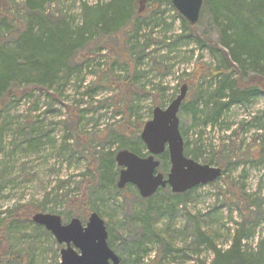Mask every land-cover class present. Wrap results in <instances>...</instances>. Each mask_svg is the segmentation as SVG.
Listing matches in <instances>:
<instances>
[{
    "label": "rangeland",
    "instance_id": "obj_1",
    "mask_svg": "<svg viewBox=\"0 0 264 264\" xmlns=\"http://www.w3.org/2000/svg\"><path fill=\"white\" fill-rule=\"evenodd\" d=\"M107 1L56 0L43 4L41 8L44 16L51 15L58 22L62 20L64 26L78 28L83 24V3L94 6ZM214 3L224 12L226 0H214ZM0 5L4 8V24L8 29L6 31L4 24L0 25V48L21 61L26 53L20 36L30 23H36L33 33L39 34V22L29 19L26 0H0ZM170 6L161 4L153 16L152 21L158 22V26L152 27L149 19L141 18L136 37L133 32L128 34L129 42L132 45L135 42L139 51L143 49L138 57V50L136 55L131 54V66L120 58L122 51L116 48L115 40L109 35L103 42L102 38H92L77 52L79 55L75 59L66 62V73H59L47 89L35 85L30 71L25 75H14L9 80L12 95L5 106H0V225L18 208L40 205L44 206V213L59 215L62 223L67 224L70 220L66 216L67 201L61 196L67 195V200L78 201L84 191L82 188L93 176L87 171L92 159L86 147L99 159L93 167L95 172L98 168L99 173L103 159L107 157L113 159V171H119L115 155L119 151H128L126 148L133 146L143 154L140 157L146 156L141 132L130 135L129 130L134 129L137 122L145 124L151 120L155 108L152 96H159L160 90L163 91V104L158 108L164 110L183 85L187 86L183 105L194 106L192 111L190 108L183 111L182 105L177 114L183 143L188 142L190 150L200 148L196 155L199 164L209 160L208 166L219 168L225 161V170L216 181L196 187L185 205L183 202L178 205L171 221L168 215L156 223L155 229L166 241H169L167 236L172 235L171 250H186L184 263L178 259L184 256L182 253L173 252L168 260L174 257L172 264L212 263L214 255L208 243L195 249L192 236L184 239L182 235L192 234L194 218L200 219L203 230L214 233V242L219 249H227L228 238L240 230L244 222L243 209L230 203L232 192L250 197L249 213L256 212L253 202L256 198L263 199L264 195V95H258L245 105L231 106L217 122L202 128V96L210 94L217 81L203 75L195 86L189 87L187 74H191L196 63L211 69H227V62L223 54L207 43L178 39L180 22ZM146 7L144 17L149 5ZM99 18L97 15L95 20ZM60 26L63 25L54 28ZM195 27L197 35L221 46V30L205 0ZM18 29L20 32L15 33ZM113 50L115 54L111 53ZM132 70L134 85L126 87L130 88V99H124L126 91L119 96L116 86L124 83ZM246 74L251 76L253 72L247 70ZM126 101L130 118L128 110L124 114ZM160 156L157 157L160 162L158 172L165 175L169 169L167 152ZM163 164L167 166L165 171L161 169ZM84 173L86 176L82 177ZM117 180L118 176L114 186L105 188V193H100L97 186H91L86 192L89 209L103 221L111 218L115 222L111 233L112 247L108 246L120 260L128 250L126 246L139 239L141 230L136 215L142 213L146 202L141 200L133 186L116 189ZM167 190L170 192L169 188ZM158 197L166 199L163 192ZM257 203L262 213L260 217H250L246 225L248 236L243 241L252 255L259 252L257 248L264 242V201ZM80 211L81 208L77 210ZM88 216L78 219L85 224ZM0 235L4 237L5 250L28 255L29 261L32 258L31 264H60V250L64 246L58 245L51 235L34 233L28 223L7 227L0 230ZM144 248L148 254L140 264H151L154 257L158 262L163 247L150 243ZM193 250H200V253Z\"/></svg>",
    "mask_w": 264,
    "mask_h": 264
},
{
    "label": "trees",
    "instance_id": "obj_2",
    "mask_svg": "<svg viewBox=\"0 0 264 264\" xmlns=\"http://www.w3.org/2000/svg\"><path fill=\"white\" fill-rule=\"evenodd\" d=\"M56 0H26L28 9L29 19L32 21H38L39 24V34H34V28L36 23H30L25 28L24 33L21 34L20 40H22V47L25 50V55L21 61L11 54H7L0 48V106L6 105V101L12 95V87L9 86V80L15 75H25L29 71L34 79V83L39 88L47 89L59 76V73H66L65 64L68 61H72L79 55L77 52L88 44L92 38H102L112 35L113 40H115L116 48L120 49L122 53H119L120 58L129 66L132 65L131 54L138 50L137 44L134 42L132 45L129 42L128 34L130 32L134 33L136 37L138 31L140 30V19H149V23L153 24L152 27L158 26V22L152 21L153 16L159 10L160 5L166 3L171 5V9L174 10L176 18L180 22L181 34L177 37L178 39H190L199 43H207L211 48L216 49V51L223 54L226 62L227 69H211L203 64H195L194 69L191 74H187L189 87L195 86L203 75L207 77L214 78L217 81V85L210 94H204L202 99L204 102L200 107V115L204 117L202 120V128H205L209 123L217 122L222 113L228 110L233 105H245L249 103L253 98L258 95H264V0H226L225 10H221L218 4L214 3V0H205V3L209 7L214 21L219 26L222 36H221V46L212 43L211 41L205 39L204 37L197 35L196 25L190 26L186 20L180 16L177 11L172 6L170 0H108L102 4H96L94 6H87L83 3L81 12L83 24L78 28H72L71 26H64L62 20H54L53 16H44L42 11V5ZM149 5L147 11V16L144 17L145 7ZM147 8V7H146ZM4 8L0 5V25L2 26L4 22L5 13H3ZM100 16L98 20L95 18ZM90 17V18H88ZM54 21V22H52ZM3 22V23H2ZM57 25L60 28H54ZM7 29V25L4 24ZM20 30H16L15 33H19ZM120 32V33H119ZM10 34V33H9ZM1 47V45H0ZM141 51L138 50L137 57ZM111 53L115 54L114 50ZM81 56V55H80ZM253 72L251 76L246 74L247 70ZM28 71V72H27ZM133 70L131 74L128 75V79L124 83L118 84L109 73V77L113 79L114 86L119 89V96L122 95L123 91H126L125 98H129L130 85H134ZM126 82L129 84L127 85ZM10 89V90H8ZM163 91L160 90L159 96H152V105L154 107H161L163 104V99L161 96ZM184 102H182L181 106ZM200 104V103H199ZM180 106V108H181ZM194 109V106L183 105L181 109L186 111L188 108ZM197 107V105H196ZM127 116L130 118V108L128 102L126 101V106L124 109L127 112ZM194 119L196 115L193 114ZM212 121V122H208ZM144 123L137 122L134 129H130L129 133L132 135L141 132ZM134 134V135H135ZM127 135V134H126ZM85 140V139H84ZM196 140L194 144L197 142ZM190 144L188 142L184 143V155L197 162V152L200 148L195 147L190 150ZM129 152L136 154L137 156H143L142 153L138 151L137 148H126ZM89 152V157L91 162L88 165V173L93 176L90 182H86L85 187L82 189V195L78 201L67 200V195H62L61 197L67 201L66 209L70 219L81 218L82 216L90 215L94 213L93 210L89 209V201L87 190L92 186H97L100 189V193H105V188L109 186H114V180L118 176L119 171L115 169L113 171L112 164L113 159L107 157L103 159V167L99 173L96 169H93L98 158H96L91 150L86 147ZM165 154V153H164ZM161 157V156H160ZM163 159L166 156L163 155ZM105 161V162H104ZM225 163V161H224ZM224 163L220 164L218 167L221 168V173L224 172ZM204 165L210 164L209 160H204ZM166 164L161 166V169L166 170ZM159 169V168H158ZM86 174H82L85 177ZM97 182V183H96ZM130 186V185H129ZM127 187V186H126ZM115 188L117 189L116 185ZM126 189V188H125ZM123 189V190H125ZM195 188L183 193V194H173L168 192L167 188L159 189L152 197L148 199H142L146 202L142 213L138 216L139 229L141 230L139 239L133 240L132 243H127L128 248L125 255L121 256L119 264H140L143 263L142 260L148 254V250L144 248L146 244L156 243L163 247L161 257L158 262H155L156 257L152 258L151 264H162L166 262L167 264H172L175 258H168L174 253L183 254L180 263H184L187 259L185 257L186 250H171V239L172 235H168L169 241H166L164 236L155 229L156 223L168 217V220H172L177 212V207L179 204L185 205L186 200L194 193ZM160 192L166 199L158 197ZM140 197V196H139ZM230 203L237 204L240 206L244 222L241 225V229L231 234L229 239V245L226 250H221L216 246L214 242V233L211 230H203L201 226L200 219L194 218L193 220V232L183 233L184 239L192 236L193 247L197 249L203 243H208L210 251L213 253L214 257L211 264H264V242L260 244L257 248L259 252L256 255H252L248 249L243 244L245 238H247L246 225L252 215L260 217L261 207L257 202L264 201L263 199L256 198L254 200V206L256 207V212L249 213L250 204L248 201L250 197L246 198L241 194H235L232 192L230 196ZM181 200L177 202V200ZM174 200V201H172ZM176 202V203H174ZM185 207V206H184ZM82 209L79 213L77 210ZM19 209V208H18ZM16 209L14 212L8 215V217L0 225V230L6 229L7 227L16 226L18 227L20 223H28L31 225L33 232H40V234L45 236H50V234L41 226L32 225L31 216L36 213H44V206H30L27 208ZM18 210V211H17ZM246 213H248L246 215ZM63 216L62 218H66ZM105 227L108 234V245L112 247L111 233L114 227V221L110 218L105 219ZM170 225V223L168 224ZM7 243V242H6ZM131 245V246H130ZM6 244L4 237L0 235V264H31L32 258L28 259V255H16L11 253L9 250H5ZM263 251V252H262ZM196 254L200 253V250H193ZM264 256V255H263ZM167 260V261H166ZM204 264V263H200Z\"/></svg>",
    "mask_w": 264,
    "mask_h": 264
},
{
    "label": "water",
    "instance_id": "obj_3",
    "mask_svg": "<svg viewBox=\"0 0 264 264\" xmlns=\"http://www.w3.org/2000/svg\"><path fill=\"white\" fill-rule=\"evenodd\" d=\"M177 13L190 26L199 20L203 0H170ZM187 86L180 88L179 94L164 110L155 107L152 118L143 125L140 139L147 155L139 157L128 151H119L115 162L119 168L116 187L133 186L140 198L148 199L159 189L169 188L173 194H183L193 188L216 181L221 176L219 168L199 164L184 155V143L179 131L178 111L185 100ZM167 152L169 169L164 175L158 172L157 157ZM31 221L43 227L58 245L60 264H119V257L107 243V230L103 219L91 213L85 224L72 218L63 224L55 214L36 213Z\"/></svg>",
    "mask_w": 264,
    "mask_h": 264
}]
</instances>
